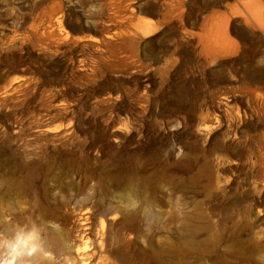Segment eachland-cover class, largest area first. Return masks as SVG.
I'll return each instance as SVG.
<instances>
[{"label": "rangeland", "instance_id": "obj_1", "mask_svg": "<svg viewBox=\"0 0 264 264\" xmlns=\"http://www.w3.org/2000/svg\"><path fill=\"white\" fill-rule=\"evenodd\" d=\"M0 193L91 264H264V0H0Z\"/></svg>", "mask_w": 264, "mask_h": 264}, {"label": "bare ground", "instance_id": "obj_2", "mask_svg": "<svg viewBox=\"0 0 264 264\" xmlns=\"http://www.w3.org/2000/svg\"><path fill=\"white\" fill-rule=\"evenodd\" d=\"M55 212L52 206L16 208L11 194L0 193V264H91L87 239L72 242L68 229L55 225Z\"/></svg>", "mask_w": 264, "mask_h": 264}]
</instances>
